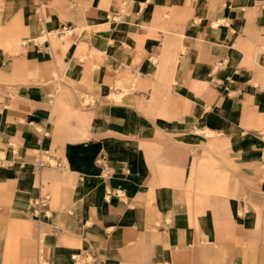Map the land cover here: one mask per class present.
Returning a JSON list of instances; mask_svg holds the SVG:
<instances>
[{
  "label": "crops",
  "instance_id": "obj_1",
  "mask_svg": "<svg viewBox=\"0 0 264 264\" xmlns=\"http://www.w3.org/2000/svg\"><path fill=\"white\" fill-rule=\"evenodd\" d=\"M1 153L0 264H250L264 0H0Z\"/></svg>",
  "mask_w": 264,
  "mask_h": 264
},
{
  "label": "rangeland",
  "instance_id": "obj_2",
  "mask_svg": "<svg viewBox=\"0 0 264 264\" xmlns=\"http://www.w3.org/2000/svg\"><path fill=\"white\" fill-rule=\"evenodd\" d=\"M59 85L62 87L64 86V79H60ZM82 96H83L85 102L90 100V99L86 98L85 94ZM0 155H1V157H4V154L1 153ZM51 162L55 163L53 160ZM5 164H8V163H5ZM0 165H1V162H0ZM220 180H224V177ZM225 192L226 191H224V190H212V196H222V194ZM250 214L253 216H257L258 222L256 223V225L254 227H252L250 229L249 237H248V239H246L244 241V242H246L244 244L245 245L247 244L246 246L248 247V250H250V252H251L252 258H251L250 264H264V203L259 205V206H254V208H253V210H251ZM224 217L225 216H222L221 219L225 220ZM26 220H27L26 221L27 223H30L31 225H33V229L35 230V233H36L37 232L36 223L30 217H28ZM42 239H43V241L46 240V232L45 231L42 233Z\"/></svg>",
  "mask_w": 264,
  "mask_h": 264
},
{
  "label": "built area",
  "instance_id": "obj_3",
  "mask_svg": "<svg viewBox=\"0 0 264 264\" xmlns=\"http://www.w3.org/2000/svg\"><path fill=\"white\" fill-rule=\"evenodd\" d=\"M47 161L44 158H39V160L37 161L36 165L38 168L44 167L46 166ZM48 199V197H39L36 201H35V210L34 212L36 213L37 216L40 215L41 212V208L46 204V200ZM74 259H77V255L73 256ZM43 256L41 255L40 258V264H43Z\"/></svg>",
  "mask_w": 264,
  "mask_h": 264
},
{
  "label": "bare ground",
  "instance_id": "obj_4",
  "mask_svg": "<svg viewBox=\"0 0 264 264\" xmlns=\"http://www.w3.org/2000/svg\"><path fill=\"white\" fill-rule=\"evenodd\" d=\"M172 53V52H171Z\"/></svg>",
  "mask_w": 264,
  "mask_h": 264
}]
</instances>
